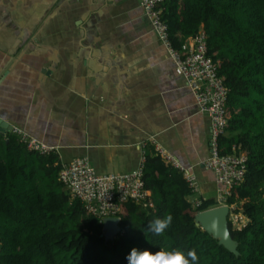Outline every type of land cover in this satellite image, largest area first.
<instances>
[{
  "label": "crops",
  "instance_id": "0c3cea01",
  "mask_svg": "<svg viewBox=\"0 0 264 264\" xmlns=\"http://www.w3.org/2000/svg\"><path fill=\"white\" fill-rule=\"evenodd\" d=\"M0 117L103 175L137 169L155 141L194 174L193 199L217 197L209 117L140 0H0Z\"/></svg>",
  "mask_w": 264,
  "mask_h": 264
},
{
  "label": "trees",
  "instance_id": "16d2710c",
  "mask_svg": "<svg viewBox=\"0 0 264 264\" xmlns=\"http://www.w3.org/2000/svg\"><path fill=\"white\" fill-rule=\"evenodd\" d=\"M162 17L176 49L204 30L208 56L229 91L221 153L236 145L248 157L245 180L228 199L249 219L241 230L229 221L239 255L195 223L196 214L215 207L216 200L195 206L183 174L154 148L145 149L150 200L124 204L121 232L106 241L101 219L88 215L59 180L57 154L29 151L10 133L0 135V264H128L133 248L185 254L195 249L196 264H264V0H166ZM166 214L173 221L156 235L148 225Z\"/></svg>",
  "mask_w": 264,
  "mask_h": 264
},
{
  "label": "built area",
  "instance_id": "2783aa9c",
  "mask_svg": "<svg viewBox=\"0 0 264 264\" xmlns=\"http://www.w3.org/2000/svg\"><path fill=\"white\" fill-rule=\"evenodd\" d=\"M144 16L151 30L166 50L168 58L175 66V72L182 77L195 96L197 110L209 117L211 127L210 155L203 162L205 169L215 174L219 188L216 206H228L232 226L243 229L248 219L242 212L236 211V205L228 204L234 188L242 184L247 171L248 157L232 146L229 154L221 153L220 140L227 126L226 104L228 88L219 75L217 65L208 56L207 37L204 30L185 40L181 49H176L170 38V27L162 17V6L166 0H140ZM11 134L17 136L29 151L42 156L55 154V148L39 140L20 127L13 126ZM154 153L165 163L179 170L192 192H197V182L189 168L182 166L163 147L152 142ZM143 158L137 169L130 172L100 174L92 166L88 157L74 159L61 167L59 180L67 187L74 199L80 200L88 215L101 219L120 218L124 204L133 202L143 205L150 200V193L144 180L146 162L144 144ZM143 145V146H144ZM195 206L201 202L192 199Z\"/></svg>",
  "mask_w": 264,
  "mask_h": 264
},
{
  "label": "water",
  "instance_id": "95a60500",
  "mask_svg": "<svg viewBox=\"0 0 264 264\" xmlns=\"http://www.w3.org/2000/svg\"><path fill=\"white\" fill-rule=\"evenodd\" d=\"M13 125L0 117V135L7 136L11 133ZM229 207L217 206L208 210L199 211L195 216V223L203 231L210 234L236 256L239 255L238 243L232 238L229 231ZM120 218H105L102 222V236L106 241H113L121 232Z\"/></svg>",
  "mask_w": 264,
  "mask_h": 264
},
{
  "label": "clouds",
  "instance_id": "9594fccd",
  "mask_svg": "<svg viewBox=\"0 0 264 264\" xmlns=\"http://www.w3.org/2000/svg\"><path fill=\"white\" fill-rule=\"evenodd\" d=\"M242 214L244 215L243 212ZM228 219L230 221L229 216ZM172 221L173 216L171 214H166L164 218H156L154 221H151L148 227L156 235H161L171 225ZM248 223L249 222H247V224ZM127 260L128 264H196V262L199 260V257L195 249L185 254L184 251L179 249L171 251L161 249L153 253L149 250L141 251L133 248L130 254L127 256Z\"/></svg>",
  "mask_w": 264,
  "mask_h": 264
},
{
  "label": "rangeland",
  "instance_id": "374dc122",
  "mask_svg": "<svg viewBox=\"0 0 264 264\" xmlns=\"http://www.w3.org/2000/svg\"><path fill=\"white\" fill-rule=\"evenodd\" d=\"M209 196H210V197H215V196H216V194H215V193H213V194H210ZM216 198H217V197H216ZM216 198H215V199H216Z\"/></svg>",
  "mask_w": 264,
  "mask_h": 264
}]
</instances>
